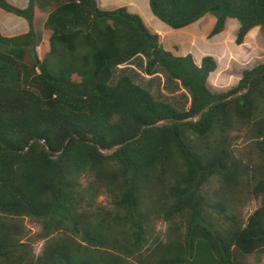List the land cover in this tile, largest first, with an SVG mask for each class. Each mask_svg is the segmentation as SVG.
Here are the masks:
<instances>
[{"label": "trees", "instance_id": "trees-1", "mask_svg": "<svg viewBox=\"0 0 264 264\" xmlns=\"http://www.w3.org/2000/svg\"><path fill=\"white\" fill-rule=\"evenodd\" d=\"M149 3L174 29L214 15L209 39L230 18L240 22L237 45L256 27L264 35V0ZM0 8L29 25L16 36L0 29V264H249L264 255V63L216 93L215 57L175 55L126 6L0 0ZM137 59L147 75L164 72L186 89L189 109L130 75L112 83L116 68ZM253 199L261 204L245 217ZM28 219L42 226L39 255L25 239Z\"/></svg>", "mask_w": 264, "mask_h": 264}, {"label": "rangeland", "instance_id": "rangeland-1", "mask_svg": "<svg viewBox=\"0 0 264 264\" xmlns=\"http://www.w3.org/2000/svg\"><path fill=\"white\" fill-rule=\"evenodd\" d=\"M118 1L123 3L134 2L137 6L136 8L140 11L134 12H137L143 18L151 31L162 32L160 36L164 48L172 51L175 55L192 53L199 64L204 56L210 55L215 57L218 62V68L209 78L210 89L213 92H225L234 88L238 85L246 69H252L264 63V35L260 27L255 28L257 30L249 34L242 45H237L236 36L240 27L238 19L230 18L227 21L225 30L209 39V33L216 23V17L212 14H208L203 19L185 28L174 29L153 14L149 0ZM120 6L126 5L122 4ZM17 18L20 17L0 8L1 27L14 30L13 24H15ZM36 32L38 40H40L44 33V22L42 23L41 19L37 22ZM141 63V59H137L132 64L116 68L112 83H116L124 74L130 75L138 84L148 89L158 100L170 102L180 112L189 109L191 95L186 89L176 81L169 79L164 72H158L152 76L147 75ZM246 141V137L242 135L238 136L235 140L237 152L240 155L247 153ZM100 201L108 204L109 198L103 195L100 197ZM260 204V199L250 200L242 210L243 215L248 217ZM26 226L27 238L25 239L32 247L34 253L39 255L45 243L39 237L42 226L34 219H28ZM156 228L160 232L165 231L167 225L158 222ZM247 260L249 264H264V255H250L247 257Z\"/></svg>", "mask_w": 264, "mask_h": 264}, {"label": "crops", "instance_id": "crops-1", "mask_svg": "<svg viewBox=\"0 0 264 264\" xmlns=\"http://www.w3.org/2000/svg\"><path fill=\"white\" fill-rule=\"evenodd\" d=\"M9 2H11L12 4H15L17 5L18 7H26L29 3V0H8ZM99 1V4L106 8V9H112V8H117V7H122L120 5H126V7L133 13H137L139 10L136 8L137 6L134 4V2H126V3H123V2H119L118 0H98ZM121 3V4H119ZM107 7H110V8H107ZM134 11H137V12H134ZM140 12V11H139ZM20 17V16H19ZM22 18V17H20ZM17 18L16 21H15V24L14 25V30H10V29H7L6 27H1L0 26V29L2 31V33L6 36H16V35H19L21 32L22 33H25L29 30V25H28V22L22 18ZM16 28V29H15ZM257 28V27H256ZM5 30V31H4ZM255 30L257 29H252L249 33H253ZM153 32H156V33H159L161 34L162 32L161 31H153ZM19 33V34H18ZM21 33V34H22ZM247 35V36H248Z\"/></svg>", "mask_w": 264, "mask_h": 264}, {"label": "water", "instance_id": "water-1", "mask_svg": "<svg viewBox=\"0 0 264 264\" xmlns=\"http://www.w3.org/2000/svg\"><path fill=\"white\" fill-rule=\"evenodd\" d=\"M244 91H242L241 93H243ZM201 116H202V114H200L198 117H197V119H200L201 118ZM42 142L47 146L48 145V142L46 141V140H42ZM31 144V142L28 144V146ZM48 147V146H47ZM49 151H50V153H51V156L52 157H54L53 156V152H52V150L51 149H49Z\"/></svg>", "mask_w": 264, "mask_h": 264}]
</instances>
